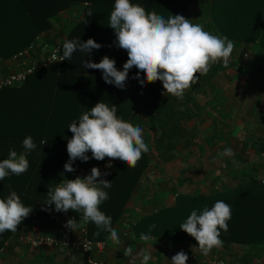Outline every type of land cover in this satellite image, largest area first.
I'll return each instance as SVG.
<instances>
[{
  "label": "crops",
  "instance_id": "obj_1",
  "mask_svg": "<svg viewBox=\"0 0 264 264\" xmlns=\"http://www.w3.org/2000/svg\"><path fill=\"white\" fill-rule=\"evenodd\" d=\"M92 9L89 1L70 4L50 19L51 28L38 34L33 42L46 46L58 37L83 42L92 38L102 47L93 50L91 55L77 49L78 55H84L80 61L99 63L108 56L116 61L118 70H123L128 54L116 46L115 30L109 27L110 18H107V27H92ZM200 13L201 5L192 1L177 12L194 24L204 19ZM84 18L87 22L81 25ZM260 43L255 46L234 44L230 65L221 67L222 61L213 64L197 84L186 90L182 100L167 94L161 81L148 83L143 73H139L144 81L141 87L140 80L134 78L138 74L135 67L129 70L124 89L106 83L101 70L90 68L84 69V75L97 77V83L87 80L82 87H73L71 91L70 83L61 84L65 88L59 90L63 93L57 98L51 120L52 132L60 140L71 139L70 124L78 123L85 112L103 101L117 107L119 118L141 127L149 147V151L142 154L147 157V164L139 167L142 170L136 180H113L111 188L104 189L108 199L100 205V210L111 217L120 243L111 240L109 232L95 225L94 231L98 236H105L101 240H106L104 251L96 258L103 259L105 264H131L132 258L124 256L125 249L131 247L134 255L146 250L151 255L149 264H171V258L180 251L186 254L199 251L198 242L194 237L187 242H175L151 235L150 240L141 241L135 232L140 218L173 206L182 194L207 195L255 182L264 183V151L259 149L260 142L264 141V31ZM236 55L241 58H235ZM13 56L0 59V77L19 65ZM231 57L238 63L233 64ZM38 78L36 74L31 75L17 88L29 98L43 93L47 85H40ZM78 90L85 93L82 98L77 97ZM160 139L162 144H156ZM228 148L233 154L223 155ZM87 155L97 161L91 158V152ZM255 172L259 173L257 177H254ZM118 176L122 177L120 172ZM53 227L50 232L54 231ZM26 232L43 233L36 224H20L7 238L9 242L0 253V264H86L78 251L67 255L55 248H33L15 241L18 234ZM211 251L221 254L228 264H244L256 258L264 264V245L254 247L250 243L228 242ZM187 264L196 262L188 259Z\"/></svg>",
  "mask_w": 264,
  "mask_h": 264
},
{
  "label": "trees",
  "instance_id": "obj_2",
  "mask_svg": "<svg viewBox=\"0 0 264 264\" xmlns=\"http://www.w3.org/2000/svg\"><path fill=\"white\" fill-rule=\"evenodd\" d=\"M79 1L91 3L92 27L95 25L107 27V18H110L114 10L115 0H0V59L10 58L28 46L38 34L51 28L52 17L70 4ZM190 1L201 5L206 31L222 38L227 37L237 45L241 43L259 45L264 31V0H131L132 3L144 7L147 12L155 11L166 20L176 15L178 8ZM86 22L84 18L81 25ZM71 33L70 31L68 34L69 38ZM64 42L63 40L62 53ZM76 52L72 54L70 60L53 63L28 75L26 80L36 74L39 77L38 81H41L40 85H47L43 93L30 95L29 98L17 87L0 90V160L7 159L11 150L18 154L24 153L23 140L28 136H31L36 144V148L27 154L29 169L21 175L10 173L0 181V199H7L10 193L15 191L22 203L33 209L21 224L28 226L36 224L41 228L42 234L51 233L56 213L54 205L50 210H44L49 188L54 190L64 179H75L74 174L82 164L77 159L73 163L75 171H65L64 165L70 159L67 152L68 141L60 140L51 129L55 104L63 93L59 90L65 88L61 84L70 83L71 91L73 87H82L87 80L94 84L99 81L97 77L84 75L86 68L84 62L80 61L84 55H78ZM231 61L233 64L238 63L233 57ZM25 83L26 81L22 85ZM76 94L80 98L85 95L81 90ZM156 144L161 145L162 140L156 141ZM259 149L264 151V141L260 142ZM146 164L145 156H142L134 168H128L122 161L117 160L108 181L136 180L142 170L139 167L142 168ZM119 172L121 178L118 176ZM258 175L259 173L255 172L254 177ZM221 200L229 204L232 210L228 231L221 230L222 244L236 242L250 243L254 247L264 245V183L261 182L207 195H179L173 206L161 208L140 218L135 226L136 235L140 237L141 234H145L161 240L187 242L193 237L182 231L180 225L186 222L193 210L200 214L205 207L210 209ZM74 213L76 214L75 211ZM75 216L80 218L81 214ZM151 225L155 227L151 228ZM94 226V223L88 222L89 238L103 239L105 236H98ZM11 234V231H6L0 235V246Z\"/></svg>",
  "mask_w": 264,
  "mask_h": 264
},
{
  "label": "clouds",
  "instance_id": "obj_3",
  "mask_svg": "<svg viewBox=\"0 0 264 264\" xmlns=\"http://www.w3.org/2000/svg\"><path fill=\"white\" fill-rule=\"evenodd\" d=\"M110 28L115 30L116 46L128 54L123 70H118L116 61L108 56L99 62L85 61L84 67L101 70L106 83L120 89L126 86L129 70L135 67L138 74L134 77L144 81L139 73L146 75L148 83L161 81L167 94L182 100L186 90L197 84L200 76L206 75L211 66L220 61L228 66L234 50L233 41L204 30L203 25L194 24L183 15H173L167 20L149 13L139 4L131 0H115L114 10L110 14ZM53 43V42H52ZM102 47L95 39L86 42L65 40L63 57L60 61L70 60L72 54L79 49L91 55L93 50ZM199 74V75H197ZM68 129L73 133L67 143L69 161L64 165L66 172H74L73 163L79 159L87 162L91 152L97 161L105 157L120 160L127 167L137 166L143 153L149 147L143 139V129L133 126L117 116V107L109 106L103 101L95 104L89 112H85L78 123L73 122ZM24 153L11 150L7 159L0 160V181L9 174L21 175L29 169L27 154L36 148L31 136L23 140ZM232 149H225L223 155L231 156ZM108 168L112 165L109 163ZM110 173H102L98 167L91 169L85 178L64 179L55 189L49 188L45 211L55 206L56 212L67 213L69 210L81 214L83 222H92L101 230L110 233V239L120 243L117 231L112 227L111 217L100 210V205L108 199L104 189L111 188L112 182L98 179ZM63 175V173L61 174ZM33 211L26 207L20 196L11 192L7 199H0V235L6 231L16 232L19 225ZM231 206L224 201H217L210 209L205 207L200 214L193 210L180 229L198 242V249L207 255L213 248L222 246L221 230L228 231L231 219ZM79 226L75 218H70L65 227L74 231ZM154 228L155 225H151ZM141 241H148L150 236L141 234ZM124 256L131 257V264H149L151 255L141 250L134 255L131 247L124 251ZM189 257L180 251L171 258V264H187Z\"/></svg>",
  "mask_w": 264,
  "mask_h": 264
},
{
  "label": "built area",
  "instance_id": "obj_4",
  "mask_svg": "<svg viewBox=\"0 0 264 264\" xmlns=\"http://www.w3.org/2000/svg\"><path fill=\"white\" fill-rule=\"evenodd\" d=\"M62 42L61 37H58L53 43L46 46L42 45V43L39 44L36 41H32L28 46L14 54L15 63H19V65L13 72L0 77V90L20 86L26 81L28 75L33 72L41 70L53 63H62L63 61H60L63 57ZM243 56L245 57L246 54L244 53ZM116 161L105 157L103 161L88 160L87 162H82L74 176L75 178H85L91 174L93 167H98L102 173H110L98 179L109 180L112 176ZM109 163L112 165L111 168L107 167ZM61 182L63 180L59 183ZM75 215L72 210H69L67 213L56 212L53 219L54 231L48 234L31 232L18 234L15 241L33 248H55L67 255H70L73 251H78L86 264H105V261L96 258V255L104 251L106 240L90 239L88 236V222L80 221L82 217L78 221ZM70 218H75L79 224L74 231L65 227ZM8 242L9 240L6 239L0 246V253L4 251ZM187 255L189 260L195 261L196 264H228L221 254L212 251L204 255L200 250H192ZM260 261L259 258H256L248 260L244 264H260Z\"/></svg>",
  "mask_w": 264,
  "mask_h": 264
},
{
  "label": "rangeland",
  "instance_id": "obj_5",
  "mask_svg": "<svg viewBox=\"0 0 264 264\" xmlns=\"http://www.w3.org/2000/svg\"><path fill=\"white\" fill-rule=\"evenodd\" d=\"M198 23L203 25L204 21L201 19L200 21H198ZM198 23H196V21H195V24H198ZM127 57H128V55H127ZM236 57H237V55L235 56V58H236ZM238 58H241V57L238 56L237 59H238Z\"/></svg>",
  "mask_w": 264,
  "mask_h": 264
}]
</instances>
